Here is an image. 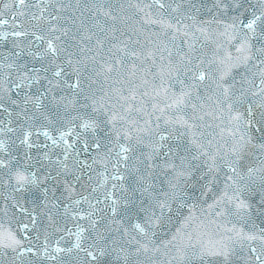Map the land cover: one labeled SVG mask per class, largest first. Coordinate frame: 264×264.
Returning <instances> with one entry per match:
<instances>
[{"label": "snow or ice", "instance_id": "obj_1", "mask_svg": "<svg viewBox=\"0 0 264 264\" xmlns=\"http://www.w3.org/2000/svg\"><path fill=\"white\" fill-rule=\"evenodd\" d=\"M0 264H264V0H0Z\"/></svg>", "mask_w": 264, "mask_h": 264}]
</instances>
